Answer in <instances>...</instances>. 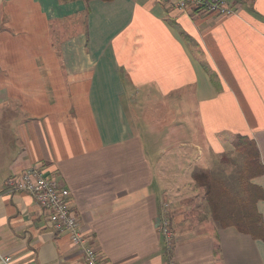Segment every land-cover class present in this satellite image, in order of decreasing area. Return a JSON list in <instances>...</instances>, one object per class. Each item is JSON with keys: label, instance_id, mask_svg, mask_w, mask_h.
Here are the masks:
<instances>
[{"label": "crops", "instance_id": "crops-1", "mask_svg": "<svg viewBox=\"0 0 264 264\" xmlns=\"http://www.w3.org/2000/svg\"><path fill=\"white\" fill-rule=\"evenodd\" d=\"M225 1L238 16L177 0H0V251L12 264H86L48 210L7 190L32 167L70 191L105 264H264V239L197 221L206 198L189 202L196 174L228 155L264 195V0ZM170 100L176 114L193 105L194 125H171L168 107L153 125V104ZM257 209L264 225V198Z\"/></svg>", "mask_w": 264, "mask_h": 264}, {"label": "built area", "instance_id": "built-area-1", "mask_svg": "<svg viewBox=\"0 0 264 264\" xmlns=\"http://www.w3.org/2000/svg\"><path fill=\"white\" fill-rule=\"evenodd\" d=\"M176 5L185 12L198 10L217 16L239 15L238 11L225 0H177ZM7 188L13 193L31 195L39 205L48 210L49 221L54 229L67 233L73 245L83 252L86 264H105L103 258L80 230L79 219L71 210L70 191L62 187L55 178L44 174L37 167H32L19 179L9 180ZM165 206L167 208L168 204ZM160 230L170 254L174 247L175 235L167 217L161 221ZM0 263L12 264V257L0 251ZM167 264H175V262L169 261Z\"/></svg>", "mask_w": 264, "mask_h": 264}, {"label": "trees", "instance_id": "trees-1", "mask_svg": "<svg viewBox=\"0 0 264 264\" xmlns=\"http://www.w3.org/2000/svg\"><path fill=\"white\" fill-rule=\"evenodd\" d=\"M251 170L252 165L249 167L250 174L245 172L244 178L249 175L251 179ZM195 179L197 187L205 189L208 217H212L222 228L234 226L241 233L264 239L263 218L257 209V203L264 195L257 194L259 188L247 181L244 185L245 196L237 197L229 191L222 180L210 173H198Z\"/></svg>", "mask_w": 264, "mask_h": 264}, {"label": "rangeland", "instance_id": "rangeland-1", "mask_svg": "<svg viewBox=\"0 0 264 264\" xmlns=\"http://www.w3.org/2000/svg\"><path fill=\"white\" fill-rule=\"evenodd\" d=\"M150 106L151 104H144L142 106H139L137 110L138 114L141 116L142 113L146 112V110H149ZM153 107H154V112H153L154 118L152 119V123L154 126L161 127L162 125L167 124V121L165 119L164 120L161 119L162 113L166 111L167 107L170 108L171 114L173 117V119H170L171 125L172 123L177 122L178 120H184L186 126L194 125L193 119H192L193 118V115H192L193 105L190 103L180 106L179 114L175 113V108L177 107V104H175L171 100L168 103L167 102L158 103V104L155 103L153 104ZM179 115H180V118H181V115H183L184 119L183 118L178 119ZM156 118H159V121H157ZM140 121L146 124L149 122V119L148 120L139 119V122ZM230 159H233L230 157V155L222 156L218 162L219 163L218 167H221V169L218 170V172H208V173L222 180L233 195L237 197H242L243 192H244L243 196H245L244 185L247 184V181L251 183V180L249 179V175L247 176V178H244L245 173L244 171H242L243 167H242L241 161L239 162L230 161ZM193 190H195V194H197V196H196V199H194V201L191 200L189 202H191L192 204L195 202L196 204L195 206H198V204L204 203L203 201H205V189L201 187H197V183L195 181V186ZM202 195H203V199H202ZM197 198L199 199L197 200ZM202 206H204V204H202ZM210 219H212V217L210 218L208 216L207 217L204 216V211H198V214H196V220L202 223H204L205 221H210Z\"/></svg>", "mask_w": 264, "mask_h": 264}]
</instances>
